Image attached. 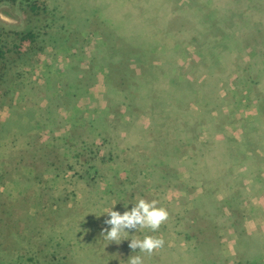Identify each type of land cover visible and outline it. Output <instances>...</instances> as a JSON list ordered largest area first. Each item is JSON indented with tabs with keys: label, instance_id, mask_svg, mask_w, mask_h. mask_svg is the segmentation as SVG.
Returning <instances> with one entry per match:
<instances>
[{
	"label": "rangeland",
	"instance_id": "obj_1",
	"mask_svg": "<svg viewBox=\"0 0 264 264\" xmlns=\"http://www.w3.org/2000/svg\"><path fill=\"white\" fill-rule=\"evenodd\" d=\"M27 31L0 86V264L264 258V0H0L3 43ZM140 201L166 217L110 238Z\"/></svg>",
	"mask_w": 264,
	"mask_h": 264
},
{
	"label": "trees",
	"instance_id": "obj_2",
	"mask_svg": "<svg viewBox=\"0 0 264 264\" xmlns=\"http://www.w3.org/2000/svg\"><path fill=\"white\" fill-rule=\"evenodd\" d=\"M29 8H30L31 12L36 13L35 6L30 5ZM13 36H15V40L18 41V43L13 44L10 47H8V45L4 44L3 41L0 39V86L2 84H6L8 82V80L10 79L9 75L11 73L10 72L11 71L10 70L11 64H13V63L16 64L20 60V58L22 57L21 55L24 54V52L22 50L24 44L28 43V49L26 52L28 54V50L30 48V45L36 44V42H37L36 39L38 38L37 35L33 31H27L24 33H17L16 32ZM38 49H39V51H42L41 48H38ZM125 66H127V65H125ZM123 68H124V70H122L121 73H122L123 79L127 82V86H128L127 90H129L131 87H133L132 83H129L131 78L128 77V73L131 72V70H130V68H128V69L125 67H123ZM11 81L12 80H10L9 82H11ZM156 166L158 168L159 165H156ZM154 175L155 174H153V176ZM207 207L210 208L211 205L209 204V205H207ZM204 232H205L204 230L203 231L200 230L198 235H196V236L199 237ZM243 236L245 238H251V236H253V235L247 234V232H245L243 229ZM251 241H252V243H251ZM251 241H250V245L246 246L247 250L250 248V250H248L249 251L248 256H249L250 264H264V258H263V253L261 252V247H259V245L256 243L257 238L252 239ZM203 243H201V244H203ZM248 244H249V242H248ZM205 264H213V262L205 261Z\"/></svg>",
	"mask_w": 264,
	"mask_h": 264
},
{
	"label": "clouds",
	"instance_id": "obj_3",
	"mask_svg": "<svg viewBox=\"0 0 264 264\" xmlns=\"http://www.w3.org/2000/svg\"><path fill=\"white\" fill-rule=\"evenodd\" d=\"M151 205L145 203L144 201H140L139 205L136 209H133L131 213H125L120 215L118 212L113 211L111 213V220L109 223L115 225L111 232L109 233V237L112 239L118 238L119 226H133L134 222H147V224L151 225L153 228L158 227L159 223L166 217V213L162 210H150ZM141 210L144 215H141ZM161 241L158 239H154L152 237H146L143 241H134L131 244V247L135 248L137 246L142 249L152 251L153 249L159 247ZM132 264H137V260L134 258L132 260Z\"/></svg>",
	"mask_w": 264,
	"mask_h": 264
}]
</instances>
